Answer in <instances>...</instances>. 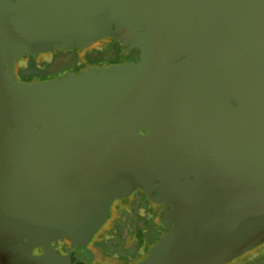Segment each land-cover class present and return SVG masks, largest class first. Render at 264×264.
Here are the masks:
<instances>
[{
  "label": "water",
  "instance_id": "water-1",
  "mask_svg": "<svg viewBox=\"0 0 264 264\" xmlns=\"http://www.w3.org/2000/svg\"><path fill=\"white\" fill-rule=\"evenodd\" d=\"M142 2L0 0V264H86L74 250L139 189L170 206L161 218L170 229L137 264H229L264 244V0L216 5L236 27L221 66L226 114L206 141L192 137L206 121L167 98L176 78L194 75L190 59L179 61L187 52L17 78L20 58L133 35L151 8Z\"/></svg>",
  "mask_w": 264,
  "mask_h": 264
},
{
  "label": "flooded vegetation",
  "instance_id": "flooded-vegetation-1",
  "mask_svg": "<svg viewBox=\"0 0 264 264\" xmlns=\"http://www.w3.org/2000/svg\"><path fill=\"white\" fill-rule=\"evenodd\" d=\"M221 1L223 0H155L153 6L148 3L150 0H145L144 3L142 2L143 5L151 8L147 9L150 11L138 15L137 18L141 23L136 33L132 35L126 29L118 30L116 38H101L84 49L77 48L83 55L101 56L104 60L82 67L74 73H81L91 67L145 63L148 59L153 62L155 56H148L149 52H187L188 54L182 55L179 61L190 59L194 75L176 78L177 83L171 87L172 92L167 98L171 99L169 105L172 111L180 114L188 113L196 119L202 118L206 121V124L192 126L193 132L194 130L196 132L192 135L193 140L199 139L200 135L204 137V141L211 139L215 130V116H218L220 121L226 114L225 99L231 87L226 85L228 78L222 76L224 72L221 66L225 60V52L231 47L229 44L231 31L236 27L230 15L221 13L216 7ZM181 2L188 3L187 7L179 5ZM147 20L165 22L156 25L146 23ZM216 66L218 76L213 75ZM233 90L235 94L237 93L236 96H240L238 93L241 92L240 88L234 87ZM231 104L234 107L239 106L236 99H232ZM142 133L150 134V129L144 128ZM220 137L223 141L226 140V135L221 134ZM234 139L236 140L237 137L234 136ZM157 185L156 183L155 186ZM157 196V191L153 192L151 198L146 191L139 189L129 197L118 199L122 202L114 210L144 212L158 216L160 220L170 206L155 200ZM161 229L164 231L160 237L170 227L163 226ZM91 246H86L79 253L75 251L77 259L90 264L81 254L84 253L85 256L89 254L94 258L95 253ZM42 252L43 250L40 249L36 253ZM66 252L65 247L63 253Z\"/></svg>",
  "mask_w": 264,
  "mask_h": 264
},
{
  "label": "rangeland",
  "instance_id": "rangeland-1",
  "mask_svg": "<svg viewBox=\"0 0 264 264\" xmlns=\"http://www.w3.org/2000/svg\"><path fill=\"white\" fill-rule=\"evenodd\" d=\"M103 60L104 59L101 56H96V55L89 56L86 54L83 55L81 54V51L80 50L78 51L77 49L69 50V51L58 49L51 52L42 53L38 57L26 56L20 58L17 61L16 64L17 67L15 73L17 75V78L20 81H24V82L48 81V80L64 77L69 73H74L76 70H79L82 67H86L89 64L98 63ZM117 201L114 202L112 206L110 219L99 230V232L96 234V236L93 238L92 242L90 243V245H92L91 248L95 253L94 258L89 254H87L86 256L84 253L81 254L84 260H86L90 264H134L135 262V261H129L130 259H132V256L135 255L133 254L134 250L133 249L130 250V248L136 246V240H137V235L134 233L133 230L130 229L125 230L121 235L123 240H125L124 244L126 245V248L128 250L122 249L119 252L116 251L108 252V250L104 249L101 245V243L111 240L113 236L116 235V232L114 231H115V224L119 221V210H114V208L116 206H120L122 202L121 200H117ZM145 215L146 213L144 212L139 213V216H145ZM161 218L159 220V217L157 216L156 219V221L159 220V224H160V227L157 229V232L158 233L160 232L159 234H161L164 231L163 229H160L163 227ZM159 236L157 235V237L154 236L152 238V235H149L147 240H145V243H147L146 241H149V238H152L151 241L154 242L158 239ZM49 248L51 250H59L62 253L65 252V246L62 243L59 244L52 243L49 245ZM83 248L86 247L76 248L74 251H77L79 253ZM39 251L40 249L36 250V252ZM147 252H148V247H143L140 252L141 256L142 257L145 256ZM229 264H264V244L247 252L245 255L236 258Z\"/></svg>",
  "mask_w": 264,
  "mask_h": 264
},
{
  "label": "trees",
  "instance_id": "trees-1",
  "mask_svg": "<svg viewBox=\"0 0 264 264\" xmlns=\"http://www.w3.org/2000/svg\"><path fill=\"white\" fill-rule=\"evenodd\" d=\"M157 216H151L150 214H146L145 216H139V212H119V221L115 224L116 235L107 242L102 243V247L107 249L108 252H119L122 249L128 250L126 248L125 240L121 237L122 233L125 230H133L137 235L136 246L130 248L134 250L135 255L132 256V259L129 261H135L134 264L143 260V258L149 253V249L153 247L160 239V232H157V229L160 227L159 220L156 221ZM161 229V228H160ZM104 230V229H103ZM152 235V238L157 235L159 236L156 241H151L152 238L147 240L148 236ZM143 247H148V252L145 256H141V249ZM133 263V262H132Z\"/></svg>",
  "mask_w": 264,
  "mask_h": 264
}]
</instances>
